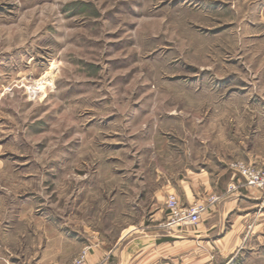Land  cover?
Instances as JSON below:
<instances>
[{"label": "rangeland", "instance_id": "obj_1", "mask_svg": "<svg viewBox=\"0 0 264 264\" xmlns=\"http://www.w3.org/2000/svg\"><path fill=\"white\" fill-rule=\"evenodd\" d=\"M254 110L264 0H0V239L47 220L111 240L151 222L185 160L264 173ZM249 236L229 264H264Z\"/></svg>", "mask_w": 264, "mask_h": 264}, {"label": "crops", "instance_id": "obj_2", "mask_svg": "<svg viewBox=\"0 0 264 264\" xmlns=\"http://www.w3.org/2000/svg\"><path fill=\"white\" fill-rule=\"evenodd\" d=\"M254 111L264 123V112ZM252 157L249 161L264 164V157L256 153ZM258 157L262 159L257 161ZM209 160L197 169L185 160L183 173L169 175L157 189L163 198L174 193L183 205L204 204L195 225H167L165 204L154 209L151 222L126 223L111 240L85 224L68 230L64 224L34 220L30 237L14 245L0 239V262L63 264L85 247L88 264H214L218 260L229 264L249 234L264 229V187L245 185L223 166L222 157L216 156L215 166ZM255 238L259 241L263 236Z\"/></svg>", "mask_w": 264, "mask_h": 264}, {"label": "built area", "instance_id": "obj_3", "mask_svg": "<svg viewBox=\"0 0 264 264\" xmlns=\"http://www.w3.org/2000/svg\"><path fill=\"white\" fill-rule=\"evenodd\" d=\"M234 170L242 177L245 185L257 188L264 187V173L254 166L237 163L234 164ZM165 209L167 225H195L200 221L205 205L200 202L183 205L174 193H168L165 198ZM86 253L87 248L82 249L78 256L69 264H88Z\"/></svg>", "mask_w": 264, "mask_h": 264}, {"label": "bare ground", "instance_id": "obj_4", "mask_svg": "<svg viewBox=\"0 0 264 264\" xmlns=\"http://www.w3.org/2000/svg\"><path fill=\"white\" fill-rule=\"evenodd\" d=\"M46 76H47V73H46V74H45L40 80L36 81V84L40 86V87H39L40 89L43 88L44 85H45V83L48 82V80L46 79ZM31 88H32V87H31ZM37 89H38V87H37ZM32 90H33V89H32Z\"/></svg>", "mask_w": 264, "mask_h": 264}]
</instances>
